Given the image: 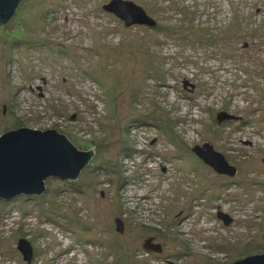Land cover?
<instances>
[{"label": "rangeland", "instance_id": "1", "mask_svg": "<svg viewBox=\"0 0 264 264\" xmlns=\"http://www.w3.org/2000/svg\"><path fill=\"white\" fill-rule=\"evenodd\" d=\"M130 1L156 25L126 26L111 0H22L0 26V135L53 128L93 147L77 178L0 199V264L264 253V0ZM203 143L236 174L205 164L192 150Z\"/></svg>", "mask_w": 264, "mask_h": 264}, {"label": "water", "instance_id": "2", "mask_svg": "<svg viewBox=\"0 0 264 264\" xmlns=\"http://www.w3.org/2000/svg\"><path fill=\"white\" fill-rule=\"evenodd\" d=\"M22 0H0V22H8L15 14ZM121 18L126 26L132 24L156 25L145 10L130 0H111L103 7ZM235 118L226 112L217 115L218 122ZM194 153L218 173L234 176L236 168L229 165L226 157L214 149L210 143L195 145ZM89 151L78 150L65 135L55 129H33L19 127L0 135V198L12 199L19 195H39L45 190V181L49 177L75 179L92 156ZM225 224L231 218L219 213ZM119 231L123 222L116 219ZM147 239L144 248L161 252V245ZM17 249L27 263H31L33 250L30 242L22 238ZM226 264H264V253L251 256H239Z\"/></svg>", "mask_w": 264, "mask_h": 264}, {"label": "trees", "instance_id": "3", "mask_svg": "<svg viewBox=\"0 0 264 264\" xmlns=\"http://www.w3.org/2000/svg\"><path fill=\"white\" fill-rule=\"evenodd\" d=\"M21 2H22V1H21ZM21 2H20V3H21ZM16 10H17V9H16ZM5 24H7V22H6V23H2V22H0V26H3V25H5ZM13 37H14V38H18V36H16V34L13 35ZM13 37L11 36V38H13ZM82 151H83V150H82ZM87 151H89V150H87ZM92 153H93V151H92ZM41 194H42V193H41ZM39 195H40V194H39ZM25 196H28V197H29L30 195H25ZM31 196H33V195H31Z\"/></svg>", "mask_w": 264, "mask_h": 264}, {"label": "bare ground", "instance_id": "4", "mask_svg": "<svg viewBox=\"0 0 264 264\" xmlns=\"http://www.w3.org/2000/svg\"><path fill=\"white\" fill-rule=\"evenodd\" d=\"M0 199H2V198H0Z\"/></svg>", "mask_w": 264, "mask_h": 264}]
</instances>
